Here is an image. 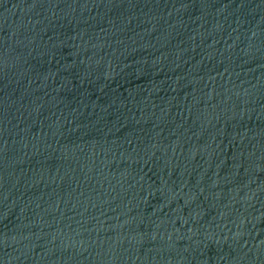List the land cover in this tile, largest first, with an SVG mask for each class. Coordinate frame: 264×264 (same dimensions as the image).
<instances>
[{
    "label": "water",
    "instance_id": "obj_1",
    "mask_svg": "<svg viewBox=\"0 0 264 264\" xmlns=\"http://www.w3.org/2000/svg\"><path fill=\"white\" fill-rule=\"evenodd\" d=\"M0 264H264V0H0Z\"/></svg>",
    "mask_w": 264,
    "mask_h": 264
}]
</instances>
